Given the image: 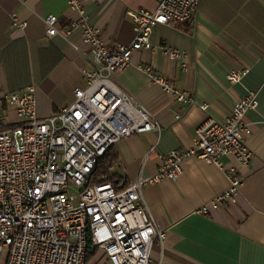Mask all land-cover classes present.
<instances>
[{
	"label": "crops",
	"instance_id": "crops-1",
	"mask_svg": "<svg viewBox=\"0 0 264 264\" xmlns=\"http://www.w3.org/2000/svg\"><path fill=\"white\" fill-rule=\"evenodd\" d=\"M158 2L87 0L82 9L100 31L106 48L114 51L133 39L128 13L155 11ZM67 4L68 0H0V91L19 94L34 86L40 118L69 106L73 90L85 87L82 71L91 69L79 30L67 37L46 33L43 19L47 16L57 18L59 32L75 19ZM11 13L26 23L24 29L12 27ZM150 43L152 50L134 52L131 64L116 72L114 81L148 111L160 130L134 134L114 144L102 183L122 191L137 179L152 176L169 153L192 145L194 131L206 117L224 120L237 101L253 93L258 106L245 115L251 128L246 144L252 158L247 166L231 157L221 159L241 179L231 202L207 214L198 213L230 186L224 171L199 159L186 160L175 181L145 186L142 199L166 230L163 244L151 248V264H264V3L200 0L190 22L154 27ZM164 48L176 49L184 58L169 60ZM180 63L188 66L186 72ZM142 67L153 69L175 90L192 97L193 103L178 102L164 93ZM241 70L245 74L240 81L229 84L228 73ZM4 113L16 119L12 112Z\"/></svg>",
	"mask_w": 264,
	"mask_h": 264
},
{
	"label": "built area",
	"instance_id": "built-area-1",
	"mask_svg": "<svg viewBox=\"0 0 264 264\" xmlns=\"http://www.w3.org/2000/svg\"><path fill=\"white\" fill-rule=\"evenodd\" d=\"M86 1L68 0V10L76 17L64 32L56 29V17L43 19L50 37H67L79 30L81 44L89 53L91 69L82 71L85 87L73 90L71 104L40 118L34 86L19 94L0 91V264H151V248L163 244L166 230L144 206L142 189L175 181L186 160H202L224 171L230 185L198 211L207 214L231 202L241 183L236 170L225 168L221 159L231 157L247 166L252 158L246 144L251 128L245 115L257 108L258 101L249 93L224 120L206 117L197 125L192 145L169 153L152 176L139 178L122 191L110 183L91 185L97 160L114 144L134 134L160 130L148 111L117 86L114 74L131 64L134 52L152 50L154 27L190 22L200 0H159L155 11L129 12L133 39L114 51L106 48L100 31L84 14ZM9 16L14 29L26 27L15 13ZM162 52L169 60L184 58L176 49ZM180 67L187 71L186 64ZM141 70L176 101L193 103L192 97L175 90L153 69ZM244 74V70L232 71L226 80L233 85ZM4 110L16 119L11 120Z\"/></svg>",
	"mask_w": 264,
	"mask_h": 264
},
{
	"label": "trees",
	"instance_id": "trees-1",
	"mask_svg": "<svg viewBox=\"0 0 264 264\" xmlns=\"http://www.w3.org/2000/svg\"><path fill=\"white\" fill-rule=\"evenodd\" d=\"M109 151V150H108ZM108 151L97 160L96 167L91 175L90 184H99L105 182L103 177L107 175V169L111 158L108 155Z\"/></svg>",
	"mask_w": 264,
	"mask_h": 264
},
{
	"label": "water",
	"instance_id": "water-1",
	"mask_svg": "<svg viewBox=\"0 0 264 264\" xmlns=\"http://www.w3.org/2000/svg\"><path fill=\"white\" fill-rule=\"evenodd\" d=\"M262 2L264 3V0H262Z\"/></svg>",
	"mask_w": 264,
	"mask_h": 264
}]
</instances>
